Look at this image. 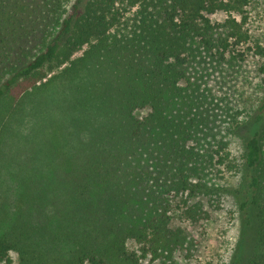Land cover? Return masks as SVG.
I'll use <instances>...</instances> for the list:
<instances>
[{
  "label": "trees",
  "instance_id": "obj_1",
  "mask_svg": "<svg viewBox=\"0 0 264 264\" xmlns=\"http://www.w3.org/2000/svg\"><path fill=\"white\" fill-rule=\"evenodd\" d=\"M250 6L0 0V138L47 97L60 116L46 154L27 155L9 172L18 190L0 230V264H12L11 253L19 264H173L178 251L189 255L175 213L210 217L200 199L220 197L213 176L238 172L231 143L245 115L251 130L236 194L256 234L246 264H264V94L249 114L209 84L213 72L252 58L264 86V43L247 28ZM217 13L225 19L213 22ZM2 144L0 164L10 162Z\"/></svg>",
  "mask_w": 264,
  "mask_h": 264
},
{
  "label": "rangeland",
  "instance_id": "obj_2",
  "mask_svg": "<svg viewBox=\"0 0 264 264\" xmlns=\"http://www.w3.org/2000/svg\"><path fill=\"white\" fill-rule=\"evenodd\" d=\"M248 13L247 28L250 34L264 43V0H251ZM211 19L213 22H221L225 19V14L217 13L212 15ZM81 55L82 52L76 53L73 58H79ZM256 66L257 60L249 58L246 64L239 67H226L215 71L210 78V87L216 96L225 97L231 106L245 109L250 114L256 111L264 94L262 78L258 75ZM46 100V103L44 102L42 107L36 110L32 109V106L27 107L25 116L1 135L5 158L10 160L0 164L1 231L7 225L6 216L7 218L10 216L18 190L16 178L9 175L11 168L18 163L21 164L25 156L33 155L38 150L46 154L48 147L45 140L52 133L51 128L55 119L60 118L51 105H46L53 103L51 98L47 97ZM224 110L221 116L225 123L227 119ZM136 115L142 118L146 116V111H139ZM239 119L242 125L237 136L232 137L231 143L232 157L239 170L235 173L225 172L213 176L208 181L221 190L220 197L214 202L207 197L200 199L204 209L210 213L208 219L195 222L182 217V212L175 213V224L187 232L192 242V249L189 255L185 250L178 251L173 264H246L253 252L256 242L255 228L253 224H246L245 213L240 208L242 195L236 194L237 191H242L244 186L245 171L241 153L249 139L251 124L246 115ZM42 155H39V158ZM221 176L223 179H220ZM128 247L133 250L139 249L133 241L128 243ZM10 257L12 264H19L16 253H11ZM142 264L164 263L160 260L153 262L147 259L142 261Z\"/></svg>",
  "mask_w": 264,
  "mask_h": 264
}]
</instances>
